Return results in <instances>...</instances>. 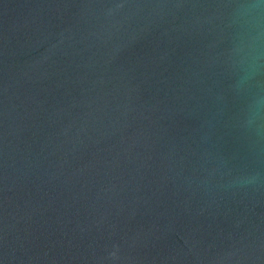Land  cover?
<instances>
[{
	"label": "water",
	"instance_id": "obj_1",
	"mask_svg": "<svg viewBox=\"0 0 264 264\" xmlns=\"http://www.w3.org/2000/svg\"><path fill=\"white\" fill-rule=\"evenodd\" d=\"M228 3L0 0V264H264Z\"/></svg>",
	"mask_w": 264,
	"mask_h": 264
},
{
	"label": "clouds",
	"instance_id": "obj_2",
	"mask_svg": "<svg viewBox=\"0 0 264 264\" xmlns=\"http://www.w3.org/2000/svg\"><path fill=\"white\" fill-rule=\"evenodd\" d=\"M228 38L225 63L233 75L232 92L244 100L239 126L253 150L264 149V0H229L222 17ZM264 177L249 172L232 186L250 188Z\"/></svg>",
	"mask_w": 264,
	"mask_h": 264
}]
</instances>
